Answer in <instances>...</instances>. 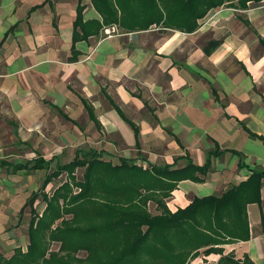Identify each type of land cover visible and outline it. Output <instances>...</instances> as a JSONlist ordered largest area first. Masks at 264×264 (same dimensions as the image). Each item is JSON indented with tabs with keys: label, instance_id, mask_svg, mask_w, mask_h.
<instances>
[{
	"label": "crops",
	"instance_id": "obj_1",
	"mask_svg": "<svg viewBox=\"0 0 264 264\" xmlns=\"http://www.w3.org/2000/svg\"><path fill=\"white\" fill-rule=\"evenodd\" d=\"M96 1L0 0V85L10 88L12 107L25 122L41 118L40 126H58L53 113H64L65 133L78 138L77 127L85 128L91 148L114 163L133 157L144 167L182 169L189 160L202 166L216 152L203 182L181 181L166 200L172 212L264 173V0L212 9L193 33L119 26L113 36L105 33L109 26L97 30L103 17ZM80 6L87 37L76 26ZM76 31L81 38L74 42ZM122 115L137 125L138 137ZM247 212V241L212 253L200 249L190 264H224L225 257L264 264V177L261 203ZM28 245L0 257L10 259Z\"/></svg>",
	"mask_w": 264,
	"mask_h": 264
},
{
	"label": "trees",
	"instance_id": "obj_2",
	"mask_svg": "<svg viewBox=\"0 0 264 264\" xmlns=\"http://www.w3.org/2000/svg\"><path fill=\"white\" fill-rule=\"evenodd\" d=\"M263 0H97L95 5L104 26H121L133 32L148 30L153 25L195 32L198 21L212 9L222 6L248 7ZM79 7L77 27L89 35ZM81 35L76 31L74 42ZM91 116L100 127L92 106L84 100ZM121 113V112H120ZM122 114V113H121ZM123 116V115H122ZM139 135L135 123L124 117ZM105 151H80L66 164L57 165L47 174L39 191L33 192L20 211L23 217L30 208L28 228L30 243L10 258L0 257V264H190L200 249L212 253L220 246L250 238L247 207L261 203L264 173L255 171L250 178L225 191L221 196L195 198L190 205L172 212L166 200L184 180L203 182L211 170V153L200 166L189 160L186 167L171 165L147 167L136 159L120 158L119 163L106 160ZM55 159L41 154L28 163L3 162L15 172L49 169ZM84 169L83 180L76 172ZM66 175V181L52 193L47 186ZM45 203L40 213L37 200ZM150 202L157 204L159 214L149 211ZM58 244L57 251L51 250ZM86 252L85 259L77 254ZM222 263L240 264L225 257Z\"/></svg>",
	"mask_w": 264,
	"mask_h": 264
},
{
	"label": "rangeland",
	"instance_id": "obj_3",
	"mask_svg": "<svg viewBox=\"0 0 264 264\" xmlns=\"http://www.w3.org/2000/svg\"><path fill=\"white\" fill-rule=\"evenodd\" d=\"M114 27L116 30L109 36L120 33L119 27L116 25ZM1 65L0 62V71L2 70ZM9 89L5 92L0 85V253L6 255H9L13 248H25L30 243L28 235L31 219L30 208H26L21 218L17 213L29 196L41 189L46 175L55 170L57 165L71 162L78 152H89L92 149L91 142L88 141V136L84 133L85 128L77 127L80 129L78 138L67 129L66 132L69 133V136L65 133L66 119L63 116L67 115L64 113L63 116L59 115V112L53 113L51 121L62 122L58 126H54L52 122L48 126H40L39 121H44L41 118L36 123L30 125L26 123L22 111L12 107L11 98L14 95H11ZM21 101L22 99L17 100L20 105H22ZM93 111L95 110L93 109ZM95 117L97 119V116ZM38 154L45 156L48 160L55 159L49 169L12 173V166L10 168L2 166V162L5 161L11 164H26ZM112 160L117 162V159ZM136 161L143 165L138 162V159ZM76 175L79 180H83L84 169H78ZM65 181L66 175L64 174L59 179L53 180L47 186L46 191L52 193ZM44 208L45 203L42 199L37 200V211L41 213ZM148 208L150 212L156 214L155 205L149 203ZM58 248V244H53L51 250L56 251Z\"/></svg>",
	"mask_w": 264,
	"mask_h": 264
},
{
	"label": "built area",
	"instance_id": "obj_4",
	"mask_svg": "<svg viewBox=\"0 0 264 264\" xmlns=\"http://www.w3.org/2000/svg\"><path fill=\"white\" fill-rule=\"evenodd\" d=\"M115 30H116L115 27L105 29L106 34H108V36L111 35L112 32H114Z\"/></svg>",
	"mask_w": 264,
	"mask_h": 264
}]
</instances>
